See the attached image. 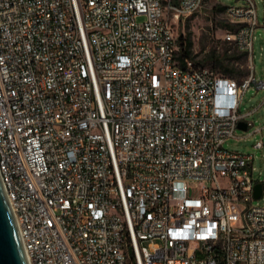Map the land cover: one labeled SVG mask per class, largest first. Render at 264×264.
I'll list each match as a JSON object with an SVG mask.
<instances>
[{"label":"built area","instance_id":"obj_1","mask_svg":"<svg viewBox=\"0 0 264 264\" xmlns=\"http://www.w3.org/2000/svg\"><path fill=\"white\" fill-rule=\"evenodd\" d=\"M204 2L0 0V175L29 264H264L254 155L224 146L264 77L180 62L173 23ZM224 12L251 58L256 1Z\"/></svg>","mask_w":264,"mask_h":264},{"label":"rangeland","instance_id":"obj_2","mask_svg":"<svg viewBox=\"0 0 264 264\" xmlns=\"http://www.w3.org/2000/svg\"><path fill=\"white\" fill-rule=\"evenodd\" d=\"M166 2V0H164ZM256 1L258 25L254 29L253 52L251 58L234 44L223 39L225 28L230 26L221 5H240L243 0H205L202 7L188 17L180 16L173 23L174 35L179 48L180 36H186L192 43V59L199 65L212 67L219 73L227 74L224 67H232V75L238 80L245 78L254 65L256 79L264 77V0ZM171 15V11L169 12ZM142 19V17H139ZM179 51V49H178ZM228 75V74H227ZM253 111L246 119L254 124L248 130L236 128L224 146L227 149L254 155L252 161L253 176L263 183L262 195L252 200V204H264V128L260 132L249 134L255 127L264 126V89L252 83L245 90L240 104V112ZM262 140L261 147H255Z\"/></svg>","mask_w":264,"mask_h":264},{"label":"water","instance_id":"obj_3","mask_svg":"<svg viewBox=\"0 0 264 264\" xmlns=\"http://www.w3.org/2000/svg\"><path fill=\"white\" fill-rule=\"evenodd\" d=\"M238 128L246 130L244 121ZM262 183L254 185V196L262 194ZM0 264H29L16 219L0 175Z\"/></svg>","mask_w":264,"mask_h":264},{"label":"trees","instance_id":"obj_4","mask_svg":"<svg viewBox=\"0 0 264 264\" xmlns=\"http://www.w3.org/2000/svg\"><path fill=\"white\" fill-rule=\"evenodd\" d=\"M220 7L224 9L225 5H221ZM191 46H192L191 41L186 36L181 35L179 38L178 58L182 64H185L187 59L192 58ZM224 71L228 75L223 73L221 74L227 76H232L236 73V71L232 67H224Z\"/></svg>","mask_w":264,"mask_h":264},{"label":"clouds","instance_id":"obj_5","mask_svg":"<svg viewBox=\"0 0 264 264\" xmlns=\"http://www.w3.org/2000/svg\"><path fill=\"white\" fill-rule=\"evenodd\" d=\"M223 106H225V107H230L232 104H234V102H232V101H224V102H222L221 103Z\"/></svg>","mask_w":264,"mask_h":264}]
</instances>
